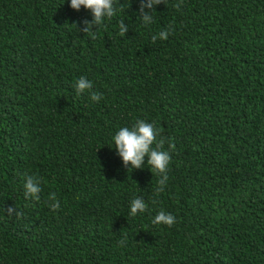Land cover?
Here are the masks:
<instances>
[{
  "label": "trees",
  "instance_id": "obj_1",
  "mask_svg": "<svg viewBox=\"0 0 264 264\" xmlns=\"http://www.w3.org/2000/svg\"><path fill=\"white\" fill-rule=\"evenodd\" d=\"M164 2L146 26L117 0L92 39L70 0H0V264H264V0ZM138 119L175 144L159 193L114 148ZM160 211L176 223L154 225Z\"/></svg>",
  "mask_w": 264,
  "mask_h": 264
},
{
  "label": "clouds",
  "instance_id": "obj_2",
  "mask_svg": "<svg viewBox=\"0 0 264 264\" xmlns=\"http://www.w3.org/2000/svg\"><path fill=\"white\" fill-rule=\"evenodd\" d=\"M164 3V0H139L138 18L144 25H151L154 22L153 12L157 5ZM183 0L175 4L174 7L180 9ZM70 7L79 12L81 8L91 12L92 19H85L83 27H77L85 36L96 38L98 29L106 20L115 17L118 11L123 10V5L117 7V0H70ZM93 29H96L95 31ZM129 29L123 20L119 23V35L124 36ZM173 31L172 27L161 30L152 37L153 43L157 39L167 40ZM93 84L86 77H80L75 83L77 94L88 92L93 102H99L102 99L101 94L92 91ZM114 148L120 158H122L125 168L142 169L145 162L149 166L152 174L160 177L156 192H162L168 180V170L172 157L169 150L164 149L165 139L160 138L159 129L152 123H148L143 119L135 121L131 128L121 127L113 137ZM171 150L175 149V144L167 142ZM155 145V146H154ZM24 196L29 200H40L42 191L41 181L38 177L27 175L24 180ZM50 203L49 208L53 212H57L61 205L55 193H50L48 197ZM148 210V204L143 198H134L130 203V215L135 217L138 213H144ZM9 214L15 212L14 208L9 207ZM154 225H166L172 227L176 223V217L170 213L160 211L152 220ZM124 246L125 240L120 241Z\"/></svg>",
  "mask_w": 264,
  "mask_h": 264
}]
</instances>
